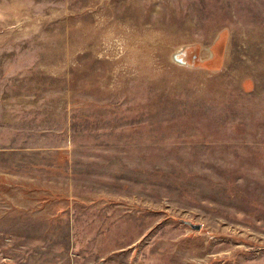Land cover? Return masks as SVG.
<instances>
[{"label": "rangeland", "instance_id": "374dc122", "mask_svg": "<svg viewBox=\"0 0 264 264\" xmlns=\"http://www.w3.org/2000/svg\"><path fill=\"white\" fill-rule=\"evenodd\" d=\"M0 264H264V0H0Z\"/></svg>", "mask_w": 264, "mask_h": 264}, {"label": "water", "instance_id": "95a60500", "mask_svg": "<svg viewBox=\"0 0 264 264\" xmlns=\"http://www.w3.org/2000/svg\"><path fill=\"white\" fill-rule=\"evenodd\" d=\"M225 53V39L221 41L220 48L218 50V59L219 63L222 60V57ZM200 47L198 45H186L183 44L179 49L172 53V60L179 65H186L190 67H195L200 65ZM183 222L189 224L192 228L196 230H200L202 228V224L198 222H194L190 219H182Z\"/></svg>", "mask_w": 264, "mask_h": 264}]
</instances>
